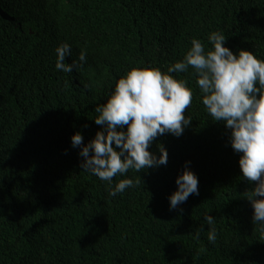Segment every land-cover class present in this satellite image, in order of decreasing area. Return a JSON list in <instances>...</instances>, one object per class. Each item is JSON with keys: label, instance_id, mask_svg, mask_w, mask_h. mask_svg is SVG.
<instances>
[{"label": "trees", "instance_id": "obj_1", "mask_svg": "<svg viewBox=\"0 0 264 264\" xmlns=\"http://www.w3.org/2000/svg\"><path fill=\"white\" fill-rule=\"evenodd\" d=\"M0 8V264H264V234L246 200L255 182L241 179L228 130L206 112L191 69L172 74L193 90L191 124L149 149L158 155L162 145L166 166L109 185L79 167L70 142L76 132L94 139L95 108L129 70L167 72L193 38L208 51L209 34L221 32L234 54L264 60V0H0ZM62 43L70 72L55 68ZM186 161L199 194L181 214L167 197ZM124 178L139 182L110 196ZM205 215L215 217V244Z\"/></svg>", "mask_w": 264, "mask_h": 264}, {"label": "clouds", "instance_id": "obj_2", "mask_svg": "<svg viewBox=\"0 0 264 264\" xmlns=\"http://www.w3.org/2000/svg\"><path fill=\"white\" fill-rule=\"evenodd\" d=\"M4 14L0 8V15ZM8 18L12 20L11 16ZM226 39L221 32L210 33L208 42L212 47L205 51L204 44L193 38L183 59L169 66L167 72L132 68L116 82L107 101L95 108L99 115L93 122L101 130L94 139L85 144L81 133L76 132L70 142L73 148H79V167L109 185L114 177H123L129 170L141 173L166 166L167 150L160 145L157 155L149 149L158 136L179 137L191 124L192 119L185 112L192 103L193 90L185 80L172 75L191 69L206 112L228 130L229 145L239 155L241 179L249 184L255 182L246 192V200L252 208L251 222L258 224L264 234V60L247 50L234 54L224 46ZM70 54L67 43L56 48L57 70L72 71L73 65L65 64ZM79 60H85L83 51ZM189 165L186 161L174 181L176 190L167 197L170 211L182 214L179 206L189 196L199 194L198 177ZM138 182L120 179L109 195L123 194ZM203 220L209 226L207 240L215 244V217L205 215ZM195 236L199 238V230Z\"/></svg>", "mask_w": 264, "mask_h": 264}]
</instances>
